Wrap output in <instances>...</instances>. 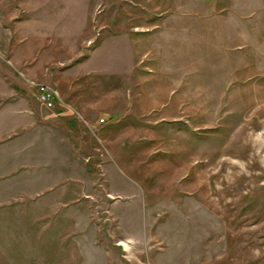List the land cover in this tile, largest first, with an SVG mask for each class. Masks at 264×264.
<instances>
[{"label": "rangeland", "instance_id": "374dc122", "mask_svg": "<svg viewBox=\"0 0 264 264\" xmlns=\"http://www.w3.org/2000/svg\"><path fill=\"white\" fill-rule=\"evenodd\" d=\"M0 264H264V0H0Z\"/></svg>", "mask_w": 264, "mask_h": 264}, {"label": "built area", "instance_id": "2783aa9c", "mask_svg": "<svg viewBox=\"0 0 264 264\" xmlns=\"http://www.w3.org/2000/svg\"><path fill=\"white\" fill-rule=\"evenodd\" d=\"M37 96L39 101L50 110H53L56 107V103L60 99L56 90L44 84L37 86ZM101 122L103 123L104 120H101Z\"/></svg>", "mask_w": 264, "mask_h": 264}, {"label": "crops", "instance_id": "0c3cea01", "mask_svg": "<svg viewBox=\"0 0 264 264\" xmlns=\"http://www.w3.org/2000/svg\"><path fill=\"white\" fill-rule=\"evenodd\" d=\"M44 85H46V84H44Z\"/></svg>", "mask_w": 264, "mask_h": 264}]
</instances>
